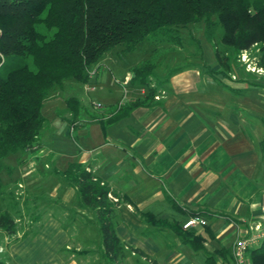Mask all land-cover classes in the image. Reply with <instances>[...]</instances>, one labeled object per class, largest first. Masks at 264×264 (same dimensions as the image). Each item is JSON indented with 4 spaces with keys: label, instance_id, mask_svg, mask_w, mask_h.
<instances>
[{
    "label": "crops",
    "instance_id": "1",
    "mask_svg": "<svg viewBox=\"0 0 264 264\" xmlns=\"http://www.w3.org/2000/svg\"><path fill=\"white\" fill-rule=\"evenodd\" d=\"M102 65L97 64L91 80L99 86L96 90L87 91L79 82L83 93L71 95L82 103L72 130L77 150L60 152L42 143L55 152L52 173L63 177L54 169L65 171L79 161L130 199L117 208L116 229L123 243L149 257L131 251L142 264L229 260L239 237L264 232V86L244 77L237 84L227 81L218 75L219 63L210 72L188 66L160 84L150 80L142 87L132 83L136 65L126 67L123 78L115 81ZM151 88H156L154 95ZM94 99L103 107L98 109ZM64 111L74 117L66 102ZM49 122L60 127V134L69 135L68 120L63 125L57 119ZM64 184L60 195L71 188ZM75 210L68 218L74 227L51 209L39 218L36 232L4 233L0 260L66 264L70 258L61 250H71L73 239H86L90 229L83 216L89 209ZM148 213L160 223L149 221ZM191 215L205 218L207 224L183 229ZM75 245L79 246L72 250L74 256L87 253L83 244Z\"/></svg>",
    "mask_w": 264,
    "mask_h": 264
},
{
    "label": "trees",
    "instance_id": "2",
    "mask_svg": "<svg viewBox=\"0 0 264 264\" xmlns=\"http://www.w3.org/2000/svg\"><path fill=\"white\" fill-rule=\"evenodd\" d=\"M198 23L205 24L210 39L220 26L222 42L240 54L264 43V0H0V197L7 192L2 171H12L5 159L40 147L48 124L44 105L57 88L70 80L89 83L91 67L117 46L130 53L143 42L180 44V29ZM155 68L150 59L132 67V83L148 85ZM65 102L76 117L81 100L70 96ZM54 171L77 190L82 206L96 212L105 258L123 264L126 246L149 258L117 233V208L129 198L82 162ZM146 217L160 223L151 213ZM0 229L9 236L17 233L8 209L0 210ZM249 259L264 264V240L249 251Z\"/></svg>",
    "mask_w": 264,
    "mask_h": 264
},
{
    "label": "rangeland",
    "instance_id": "3",
    "mask_svg": "<svg viewBox=\"0 0 264 264\" xmlns=\"http://www.w3.org/2000/svg\"><path fill=\"white\" fill-rule=\"evenodd\" d=\"M179 36L181 38L180 44L166 41L160 43L143 42L135 51L130 53H122V48L117 46L103 56L97 64L103 63L102 68L108 73L110 80L115 81L118 78H123L122 71L126 67L150 59L156 64L155 76L151 79L152 83L160 84L175 69L196 66L201 70L210 72V68L219 63L218 75L227 79V81L236 82L237 84L239 78L244 77L249 79L253 85L256 83L264 86V43L256 44L245 55L236 54L231 46L222 42L220 26L215 29L213 37L210 39L204 23L190 24L181 28ZM215 49L218 51L217 55ZM107 55L108 57L112 56V60H107ZM208 59L212 65L208 64ZM97 64L93 65L91 70L95 69ZM89 84L93 85L91 81ZM89 84H84L87 91H90L88 89ZM97 87L99 86L96 85V89ZM81 93H83L82 84L73 80L66 82L62 89L57 88L44 105L43 111L48 118V124L42 131L41 146L34 152L31 151L32 154L29 153L30 155L11 154L5 159V164L10 166L12 171L11 169L9 171L8 168L2 171L1 176L7 185V192L0 197V210L8 209L11 212L17 223V233L32 234L36 232L40 225L39 218L41 219L43 213L47 210L52 209L53 212L55 211L58 215L65 216L68 219L72 214H75V209H89L83 215L84 220L90 223L87 238L84 240L73 239V244L78 243L81 246L83 244V250L87 253H76L74 256L72 250L75 246H79L75 244L71 247V250L62 249L61 252L67 254L65 257L70 258L66 261V264H113L110 259L105 258L101 248L102 234L96 212L81 205L77 191L72 186L62 194L67 198H61L62 195L60 194L64 191V183L68 182L64 177L52 173L54 168L52 159L55 152H50L48 148L45 149L42 146V143H49V146H53L54 149L66 153L77 150L74 131L72 132L77 119L72 118L66 111L62 112V106L67 97L73 94L80 96ZM122 98L125 99V95H122ZM94 100L101 103L98 99ZM50 118L61 121V125L68 120L67 133L69 135L60 134V127H53L49 122ZM37 153L40 157L34 156ZM117 217L118 214L115 222L118 221ZM67 219H64V223L74 227L73 220L68 219L67 221ZM3 237L4 232L0 229L1 242L2 239L4 240ZM2 250V247H0V253ZM1 263L13 264L4 260H1ZM123 264H142V262H140L137 255H132L129 248H125ZM250 264H252L251 260Z\"/></svg>",
    "mask_w": 264,
    "mask_h": 264
},
{
    "label": "built area",
    "instance_id": "4",
    "mask_svg": "<svg viewBox=\"0 0 264 264\" xmlns=\"http://www.w3.org/2000/svg\"><path fill=\"white\" fill-rule=\"evenodd\" d=\"M97 73V69H93L89 71V75L91 80ZM89 84V83H87ZM90 87L88 89L90 91L96 90V85L89 84ZM96 107L101 108L102 104L94 102ZM207 224V220L199 215H191L189 216L183 223V229L189 230L195 226H205ZM264 240V232H258L253 235H249L247 237H239L234 246L232 248L231 258L229 260L223 261L221 264H247L248 261V253L251 249L259 246Z\"/></svg>",
    "mask_w": 264,
    "mask_h": 264
}]
</instances>
